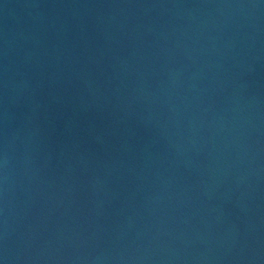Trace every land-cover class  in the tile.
Instances as JSON below:
<instances>
[{
    "label": "water",
    "instance_id": "1",
    "mask_svg": "<svg viewBox=\"0 0 264 264\" xmlns=\"http://www.w3.org/2000/svg\"><path fill=\"white\" fill-rule=\"evenodd\" d=\"M0 264H264V0H0Z\"/></svg>",
    "mask_w": 264,
    "mask_h": 264
}]
</instances>
